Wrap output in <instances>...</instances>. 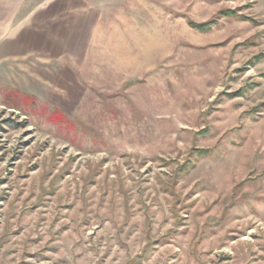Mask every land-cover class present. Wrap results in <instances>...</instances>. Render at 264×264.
I'll use <instances>...</instances> for the list:
<instances>
[{"label": "rangeland", "instance_id": "374dc122", "mask_svg": "<svg viewBox=\"0 0 264 264\" xmlns=\"http://www.w3.org/2000/svg\"><path fill=\"white\" fill-rule=\"evenodd\" d=\"M71 5L0 72V264H264V0Z\"/></svg>", "mask_w": 264, "mask_h": 264}, {"label": "crops", "instance_id": "0c3cea01", "mask_svg": "<svg viewBox=\"0 0 264 264\" xmlns=\"http://www.w3.org/2000/svg\"><path fill=\"white\" fill-rule=\"evenodd\" d=\"M72 2L0 0V72L7 76L8 66L26 72L29 61H69L71 55L81 53L90 37V13L86 14L85 7L74 8ZM76 22L81 24L78 31ZM37 66L44 71L43 63Z\"/></svg>", "mask_w": 264, "mask_h": 264}, {"label": "trees", "instance_id": "16d2710c", "mask_svg": "<svg viewBox=\"0 0 264 264\" xmlns=\"http://www.w3.org/2000/svg\"><path fill=\"white\" fill-rule=\"evenodd\" d=\"M199 28H203V26H198Z\"/></svg>", "mask_w": 264, "mask_h": 264}]
</instances>
